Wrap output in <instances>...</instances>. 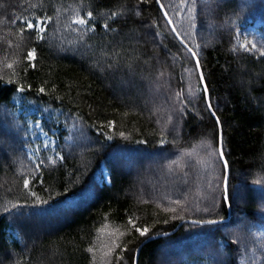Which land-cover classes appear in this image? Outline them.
<instances>
[{
    "label": "trees",
    "instance_id": "obj_1",
    "mask_svg": "<svg viewBox=\"0 0 264 264\" xmlns=\"http://www.w3.org/2000/svg\"><path fill=\"white\" fill-rule=\"evenodd\" d=\"M161 2L176 30H188L191 0ZM247 2L242 11L244 0H197L189 46L217 125L155 0H0V108L14 115L20 101L59 136L31 177L0 156L4 264H135L137 252V264H163L162 250L169 264H260L251 257L264 251V58L244 51L237 32L258 22L249 37L264 46V0ZM89 11L87 27L74 23ZM23 19L44 20V39L22 31ZM103 169L109 182H99ZM86 192L85 203L58 209ZM32 217L48 231L35 246L25 232ZM183 220L220 223L186 221L152 238Z\"/></svg>",
    "mask_w": 264,
    "mask_h": 264
},
{
    "label": "rangeland",
    "instance_id": "obj_2",
    "mask_svg": "<svg viewBox=\"0 0 264 264\" xmlns=\"http://www.w3.org/2000/svg\"><path fill=\"white\" fill-rule=\"evenodd\" d=\"M29 20L35 21L34 19H29ZM256 26H258V22H254L252 24L242 26L238 30L237 38L240 45H250L252 43L249 37V33L252 30H254ZM13 112H14V116L18 120H20L22 124L24 123L27 124L28 131L26 133L17 135L14 132L15 130L7 122L9 118L5 116H1L0 117V156L3 157L4 159H7L9 163L18 166L19 172L21 171V173L24 174L25 176L31 177L38 170L37 165L38 164L41 165V161L45 163L47 159H50V157L55 156L56 152L51 153L50 155L49 151H51L53 147L56 145V143L59 141V136L57 134H54L55 130H52V132L48 131V128H46V125L43 124L42 120L39 117L34 118L33 116H31L32 114L35 113V111L32 108L25 106L23 103L21 104L20 101H16L14 103ZM36 122L40 123L43 132L41 131V128L36 127ZM9 128L11 129V131L7 130ZM44 133H47V135H45ZM28 142H30V144ZM45 143L48 144L47 149L44 148ZM99 182L100 183L109 182V177L105 169H103L102 175L99 177ZM145 183L148 184L147 181H145ZM151 185L152 184H150L147 187L148 190H151L152 188ZM167 185L170 186L173 184H167ZM88 197H89V192H86L82 196L73 198L65 206H59L58 209L61 211L62 208H67L75 204L81 205V203L83 204L85 203V201H87ZM33 216H38V215L33 214ZM22 218L26 219L24 216H22ZM31 219L34 225H31L26 220L25 232L28 239V243L30 245L35 246L42 240L44 234L47 233L48 231L46 229L47 228L46 223L40 222L38 217H32ZM22 222H24V220H22ZM5 254L6 252L0 254V262H2V264H4L5 262L4 261L5 258L3 259ZM160 255L161 256L159 259L161 260V263L163 264L170 263L171 260L170 258H168L167 254H165V251L162 250V254Z\"/></svg>",
    "mask_w": 264,
    "mask_h": 264
},
{
    "label": "snow or ice",
    "instance_id": "obj_3",
    "mask_svg": "<svg viewBox=\"0 0 264 264\" xmlns=\"http://www.w3.org/2000/svg\"><path fill=\"white\" fill-rule=\"evenodd\" d=\"M141 2H143V0H141ZM155 2L159 6L161 11L163 12V18L165 19L167 24L172 25L173 21L171 19H169V13L167 11H164L165 5L161 2V0H155ZM203 2L206 5L208 3V0H203ZM248 7H250V5L248 4L247 0H244V3L241 5V10L243 11ZM188 11L190 13V23H189L188 30H186L184 33H181V32H178L175 27H172L171 32L175 34L174 38L179 41L181 48L183 49L184 53L188 54L189 58L194 60V70H196L198 72V79L202 85V92L204 94V100H205V103L207 106V110L209 111V113L212 117L216 118L215 122L217 125H219L220 120L218 117H216V111H215V108L213 106V103L211 102L209 89L207 86V81H206V78H205V75L203 72L201 60L199 58V53L197 51H195L193 49V47L189 46V42L194 41L195 36L198 34L197 33V12L199 10L197 8V0H191L190 5L188 6ZM86 15H87V18H78L74 21V23L77 25H80L82 27H87L90 24V22L94 19V17H93V13L91 11L87 12ZM113 15H115V14H113ZM136 15H139V12H137ZM20 23L22 25V31H27V32H29L30 35H36L39 40L44 39V36L42 35L46 31L45 27L43 26L45 23L44 20L33 21V20H29V19H23L20 21ZM103 27L106 30H108L110 28V26L107 23H105L103 25ZM92 30L95 31V28H93ZM155 35L158 36L159 32H156ZM200 47H201L200 44H195V48H200ZM241 47L246 52H255V53H258L261 58H264V46L258 47L256 43H251L250 45H241ZM34 52H35V50L28 53L29 58L34 59ZM33 67H34V65H33ZM6 83L11 84L12 81L8 80ZM14 91L24 93L25 88L23 85H21L18 88H14ZM44 91H45L44 88H40L38 90L39 93H44ZM45 111H47V109H45ZM0 116H5V117L9 118L10 126L16 131L17 134L26 133L28 131L27 124L26 123L22 124L20 122V120H18L12 113L8 112V110L6 108H0ZM36 127L41 128V125L39 122H36ZM41 131L43 132L42 128H41ZM44 134L47 135V133H44ZM121 135H123V133H121ZM108 139H112V137L109 136ZM44 148L45 149L48 148L47 143L44 144ZM220 155L221 156L223 155L222 146H221ZM61 159H64V157H61ZM43 163L44 162L41 161V164H43ZM53 163H55V162L53 161ZM40 166L41 165H39V164L37 165V167H40ZM224 166L225 167L228 166L227 162H225ZM29 183H30L29 180H27V179L24 180V188H28ZM223 196H224L225 201H227L229 199L227 177H225V187H224ZM43 203L47 204V201H44ZM170 210L173 212L175 211V209H170ZM5 211H8V209H5ZM128 223L133 225V227L135 228V231L138 232L140 236H145L149 232V229L147 227H145L143 229L136 227L131 219L128 221ZM192 223L194 225H198L200 223H205L207 225L216 226L220 222L217 220H207V221H193ZM248 230H249V227L246 223L240 225L239 231L241 234L247 232ZM164 235L166 236L167 233H164ZM240 240H242V235L237 237V241H240ZM234 242H236V241H234ZM88 251L92 252V249L89 248ZM111 252H112V249H109L108 254L110 255ZM246 253H247V248L245 247V254ZM261 258H264V251H261L260 257H256L255 253H253V256L251 257V259L253 261L259 259L260 264H264V259H261ZM117 259H122V258L118 257ZM0 264H2V262H0ZM106 264H110V262L106 261ZM214 264H215V262H214Z\"/></svg>",
    "mask_w": 264,
    "mask_h": 264
},
{
    "label": "water",
    "instance_id": "obj_4",
    "mask_svg": "<svg viewBox=\"0 0 264 264\" xmlns=\"http://www.w3.org/2000/svg\"><path fill=\"white\" fill-rule=\"evenodd\" d=\"M164 11H166L165 9H164ZM163 13V12H162ZM169 19H170V17H169ZM170 26V28H172V27H174V25L172 24V25H169ZM221 146H222V151H223V142H222V133H220V146H219V149H220V152H221ZM221 156V155H220ZM221 159H222V161H223V163H224V165H225V162H226V160H225V157H224V153H223V155L221 156ZM225 177H227V186H228V178H229V169H228V166L227 167H225ZM224 187H225V181H224ZM226 204L228 205V200L226 201ZM229 207V206H228ZM193 222L192 220H185V221H181L179 224H178V226H176L173 230H171V231H168V232H164V233H167V235H170V234H172V233H174L184 222ZM200 224H205V223H200ZM164 233H161V234H158V235H155V236H153L152 238H157V237H162V236H165L164 235ZM166 235V236H167ZM151 239V238H150ZM149 239V240H150ZM137 257H138V252H137V254H136V258H135V264H137Z\"/></svg>",
    "mask_w": 264,
    "mask_h": 264
},
{
    "label": "bare ground",
    "instance_id": "obj_5",
    "mask_svg": "<svg viewBox=\"0 0 264 264\" xmlns=\"http://www.w3.org/2000/svg\"><path fill=\"white\" fill-rule=\"evenodd\" d=\"M31 234V233H30ZM28 235V234H27Z\"/></svg>",
    "mask_w": 264,
    "mask_h": 264
}]
</instances>
